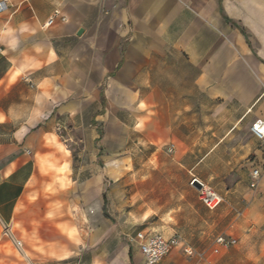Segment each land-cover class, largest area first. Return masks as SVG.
I'll return each instance as SVG.
<instances>
[{"label": "crops", "instance_id": "obj_1", "mask_svg": "<svg viewBox=\"0 0 264 264\" xmlns=\"http://www.w3.org/2000/svg\"><path fill=\"white\" fill-rule=\"evenodd\" d=\"M1 2L0 264H138L140 231L195 252L157 264H264V0ZM127 158L165 203L136 232L106 212Z\"/></svg>", "mask_w": 264, "mask_h": 264}, {"label": "rangeland", "instance_id": "obj_2", "mask_svg": "<svg viewBox=\"0 0 264 264\" xmlns=\"http://www.w3.org/2000/svg\"><path fill=\"white\" fill-rule=\"evenodd\" d=\"M140 150H143L141 147ZM125 156V155H123ZM146 153H139V158L145 160ZM74 163L77 164L80 160V156L76 151L73 153ZM112 169V168H111ZM113 170V169H112ZM116 180L105 179V188L107 193V203H106V212L109 216V220L113 223L121 222L122 226H129L133 228V231L136 232L144 226H141L142 219L150 212V208H156L154 206L158 205L159 207L165 203H151L145 201L146 197V183L136 182V177L131 176V165L129 159L123 160V165H121L120 170H116ZM146 174V172H144ZM120 178V179H119ZM196 180L193 176H186V189L187 191H192L196 194L198 199L197 190L192 186V181ZM195 191V192H194ZM199 201V199H198ZM200 202V201H199ZM167 204V203H166ZM173 204V203H171ZM171 206V205H170ZM162 209V208H161ZM162 210L159 211V213ZM129 221H133V225L129 224ZM135 221V222H134ZM188 262H180L179 264H191L193 261L192 258H187Z\"/></svg>", "mask_w": 264, "mask_h": 264}, {"label": "built area", "instance_id": "obj_3", "mask_svg": "<svg viewBox=\"0 0 264 264\" xmlns=\"http://www.w3.org/2000/svg\"><path fill=\"white\" fill-rule=\"evenodd\" d=\"M5 9L6 6L4 2H1L0 12ZM50 22L51 20H49L47 24H49ZM251 131L258 139H264V121L261 119H257L251 125ZM169 151L171 150L169 149ZM250 178V188L255 189L260 178L259 171L257 169L252 170L250 173ZM196 192L201 204L208 209L215 208L221 202L220 196L210 186L202 184L201 188ZM2 234L13 240L10 228L5 224H2ZM13 241L15 246L20 249V241ZM131 242H135L137 244L138 251L141 254V260L138 264H157L180 244L183 245V253L188 256H192L195 254L191 246L177 234H174L170 237H165L159 233L140 231L136 233L133 239H131ZM216 243L221 247H230L236 244V240L219 237L216 239Z\"/></svg>", "mask_w": 264, "mask_h": 264}, {"label": "water", "instance_id": "obj_4", "mask_svg": "<svg viewBox=\"0 0 264 264\" xmlns=\"http://www.w3.org/2000/svg\"><path fill=\"white\" fill-rule=\"evenodd\" d=\"M191 184L196 190H199L201 188V186H202V184L199 181H197V180L192 181Z\"/></svg>", "mask_w": 264, "mask_h": 264}]
</instances>
